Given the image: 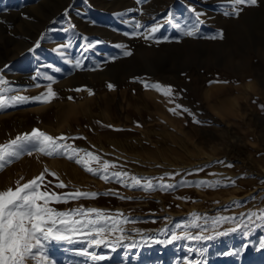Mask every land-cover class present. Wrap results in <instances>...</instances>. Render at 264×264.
Instances as JSON below:
<instances>
[{"label":"rangeland","instance_id":"374dc122","mask_svg":"<svg viewBox=\"0 0 264 264\" xmlns=\"http://www.w3.org/2000/svg\"><path fill=\"white\" fill-rule=\"evenodd\" d=\"M240 7L242 11L238 16H227L224 12L231 10L228 0H0V30L20 40V43L11 44L1 40L3 47L14 48V53H19L11 59L12 52L3 54L0 49V56H3L0 77L18 89V93L11 94L34 97L46 91L49 83L56 93L49 103L33 102L0 111V144L37 128L53 137H82L69 139L67 143L93 152L101 157V161L116 164L117 170L136 176L161 177L165 173H179L171 180L166 177L165 182L219 179L229 185L216 189L181 187L167 193L154 191L149 194L112 182L105 183L87 173L74 160L33 153L21 156L0 171V191L9 187L14 189L17 182L25 183L45 169L55 173V177L46 174V180L52 182L49 187L58 194L77 189L101 194L113 190L126 199L100 195L95 199L82 198L52 206L57 210L92 207L120 212L137 220L157 221L126 225L128 234L136 240L140 236L130 231L133 228L144 236L165 239L159 234L166 226L165 218L178 222L193 212L238 218L249 212L259 213L264 209V49L257 51L251 46L243 52L234 50L233 60L242 61L244 56L248 62L246 66L230 69L222 66L223 55L210 60L207 50L210 44L222 41L234 46L239 39L231 36V30L230 38L226 32L227 27L234 24L242 28L249 26L253 43L258 39L256 35H264L263 4L257 2L256 6ZM66 9L68 15H65ZM46 10L55 13L53 19L44 18ZM242 13L253 16H246L248 19L244 20ZM196 14L203 21L199 35L196 38L181 36L180 29L190 28ZM133 17L145 26L162 25L156 34L160 42L127 37L125 33L132 29L122 21ZM221 31L222 39L211 38ZM164 37L169 38L167 42ZM129 41L135 45L149 42L156 47L153 64L147 67ZM63 42L68 45L66 49L60 47ZM89 42L94 49L87 48ZM125 49L134 55L123 56ZM80 58L84 68L74 66ZM123 66L134 68L135 74L122 75L119 69ZM104 69L107 73L101 74ZM27 71L40 78L33 80L34 76L29 75L25 81L14 80ZM45 75L52 76L53 81L44 80ZM109 83L114 87L109 89ZM36 84L41 86L36 87ZM145 84H159L161 88L170 86L172 96H165L155 88H146ZM176 104L187 111L177 109L174 114L170 109ZM71 106L75 107L73 112ZM76 117H80L78 122L74 120ZM52 159L56 163L48 164ZM197 169L203 170L197 173ZM59 181L66 187L55 188ZM231 181L235 183L231 184ZM233 201L243 203L224 211V207ZM230 226L222 225L221 230ZM261 235H264V228L250 237L236 233L203 245L195 244L192 246L207 251L203 258L193 254L189 259H203L204 264H264V250L256 251L252 247ZM244 245L249 246L245 248ZM71 247L53 248L51 256L56 264H77L79 259L75 258ZM237 249H242L238 255H223ZM164 251L170 252L160 259V263L158 255L153 254ZM108 254L111 259L103 264H185L187 253L185 242L178 241L172 245H141L132 250L117 248L116 252ZM124 255L128 262L123 263Z\"/></svg>","mask_w":264,"mask_h":264},{"label":"snow or ice","instance_id":"6c2138e0","mask_svg":"<svg viewBox=\"0 0 264 264\" xmlns=\"http://www.w3.org/2000/svg\"><path fill=\"white\" fill-rule=\"evenodd\" d=\"M241 5L256 6L257 0H228V6L231 10L224 12V15L238 16L242 11ZM190 11L194 12V9H190ZM65 15H68L67 9ZM122 22L129 24L132 29V31L125 33L129 38H143L146 41L160 42L156 34L160 31L162 25L145 26L134 17L129 21ZM202 23L200 15L196 14L192 26L190 28L185 26L180 29V35L196 38L199 35ZM62 30L68 31L70 29ZM211 38L222 39V31ZM163 39L167 41L169 38L164 37ZM86 46L89 49L94 47L91 42ZM60 47L66 49L68 45H61ZM131 54V50L125 49L122 51L123 56H130ZM74 66L77 68L83 67V61L76 60ZM39 78L38 76L32 77L33 80ZM42 78L49 82L53 81V77L49 75ZM35 86L40 87L41 85L36 84ZM107 87L111 89L114 86L109 83ZM145 87L155 88L157 91L163 92L165 96H172L170 86L161 88L159 84H145ZM11 93H18V89L11 86L9 81L0 77V111L33 102L49 103L56 96L51 83L47 85L46 91L34 97ZM177 109H182V106L176 104L175 108L170 109V111L177 114ZM182 110L187 111V109ZM194 122L198 123V121ZM69 139H82V137L69 138L63 135L53 137L37 128H33L30 133L18 134L14 139L0 144V171L25 154L40 153L49 157L62 156L74 160L87 173L98 177L105 183L112 182L129 190H140L149 194L154 191L167 193L181 187L190 186L211 189L229 186L225 181L219 179L213 181L181 179L176 183L165 182L166 177L171 180L180 175L179 173H165L161 177L136 176L127 171L117 170L118 166L116 164L101 161V157L93 152L85 151L67 143ZM228 167H231V165H228ZM202 170L197 169L196 172ZM46 174L55 177V173H49L45 169L25 183L17 182L14 189L9 187L7 190L0 191V264H56L51 256V251L54 247L63 245L72 246L70 250L73 251L74 255L82 258L77 261V264H103V262L111 259L108 253L116 252L117 248L132 250L141 245H172L178 241L185 242L187 253L184 257L185 264H204L203 259H189V255L193 254L203 258L207 251L204 248H196L192 245H203L208 241L236 233L243 237H250L253 232L264 228V209H261L259 213L249 212L246 216L241 214L239 218L228 215H201L193 212L187 217L181 218L178 222L165 218L166 226L159 230V234L164 236L165 239L144 236L133 228L130 231L140 236V239L136 240L134 236L128 234L129 230L126 225L143 222L156 223L157 221L137 220L120 212L113 213L83 206L68 210H57L52 205L67 204L70 201H78L82 198L95 199L100 195L116 196L122 200L126 198L113 190L101 194L77 189L76 191L58 194L49 187L52 182L46 180ZM188 175H192V173H188ZM56 179L59 180L58 177ZM234 183L235 181H231V184ZM54 187L63 189L66 185L63 181H59ZM177 199L187 198L177 197ZM242 203L233 201L231 205L224 207V211H228L231 206L239 207ZM225 224L231 226L221 230V226ZM193 229L196 231H192ZM248 246L244 245L243 247ZM252 247L256 251L264 250V235H261L257 244L252 245ZM105 249L107 251H104ZM241 250L225 252L223 255L235 256Z\"/></svg>","mask_w":264,"mask_h":264},{"label":"bare ground","instance_id":"6f19581e","mask_svg":"<svg viewBox=\"0 0 264 264\" xmlns=\"http://www.w3.org/2000/svg\"><path fill=\"white\" fill-rule=\"evenodd\" d=\"M92 1V0H91ZM97 1V0H96ZM111 1V0H110ZM7 2V1H6ZM6 2H5V4H6ZM135 2V1H134ZM206 2V1H205ZM204 2V3H205ZM208 3H209V1H207ZM257 2H258V4H260V3H262L263 4V6H264V0H257ZM14 3V2H13ZM13 3L11 4V5H13ZM96 3V2H95ZM99 3V2H98ZM131 3V2H130ZM15 4V3H14ZM27 4H29V3H27ZM133 4H136V3H133ZM165 4V3H164ZM21 5V4H20ZM26 5V4H25ZM41 5V4H40ZM95 5V4H94ZM111 5V4H110ZM121 5V4H120ZM127 5V4H126ZM143 5V4H142ZM5 6V5H4ZM22 6V5H21ZM21 6H18V7H21ZM113 6V5H112ZM111 6V7H112ZM133 6V5H132ZM135 6V5H134ZM133 6V7H134ZM139 6V5H138ZM208 6V5H207ZM28 7V6H27ZM82 8H83V6H81ZM152 7V6H151ZM4 8V7H3ZM2 8V9H3ZM10 8V7H9ZM34 8V7H33ZM116 8V7H115ZM120 8V7H119ZM129 8V7H128ZM132 8V7H131ZM139 8V7H138ZM161 8V7H160ZM216 8V7H215ZM221 8V7H220ZM5 9H6V7H5ZM12 9V8H11ZM22 9V8H21ZM111 9V8H110ZM126 9V8H125ZM152 9V8H151ZM219 9V8H218ZM222 9V11H224L223 10V8H221ZM83 10V9H82ZM130 10V9H129ZM153 10V9H152ZM124 11V10H123ZM132 11V10H131ZM217 11V10H216ZM1 12H2V10H1ZM15 12V11H14ZM26 12H27V10H26ZM84 12H86V11H84ZM127 12V11H126ZM155 12H157V11H155ZM211 12V11H210ZM218 12H219V10H218ZM22 13V12H21ZM151 13V12H150ZM44 15V18L45 17H49L50 19H53L54 18V16H55V13L54 12H51V11H44V13H43ZM123 14V13H122ZM140 14V13H139ZM213 14V13H212ZM219 14H220V12H219ZM243 14V17L242 18H244V20L245 19H248V17H246V16H249V15H252V14H248V13H242ZM241 14V15H242ZM246 14H248V15H246ZM261 14H263V13H261ZM245 15V16H244ZM1 16H5V14H3V13H1ZM123 16V15H122ZM122 16H120V17H122ZM136 16V15H135ZM138 16H140V15H138ZM154 16V15H153ZM165 16V15H164ZM253 16V15H252ZM261 16V15H260ZM131 17V16H130ZM165 17H167V16H165ZM215 17V16H214ZM218 17V16H217ZM4 18H6V17H4ZM3 18V19H4ZM86 18V17H85ZM123 18V17H122ZM162 18V17H161ZM164 18V17H163ZM222 18V17H221ZM225 18V17H224ZM49 19V20H50ZM84 19V18H83ZM88 19V18H87ZM125 19V18H124ZM123 19V20H124ZM151 19V18H150ZM158 19V18H157ZM211 19V18H210ZM223 19V18H222ZM250 19V18H249ZM16 20V19H15ZM130 20V19H129ZM161 20V19H160ZM159 20V21H160ZM208 20V19H207ZM2 21V20H1ZM181 21V20H180ZM214 21V20H213ZM243 21V20H242ZM5 22V21H4ZM86 22V21H85ZM90 22V21H89ZM150 22V21H149ZM42 23H43V19H42ZM84 23V22H83ZM183 23V22H182ZM213 23V22H212ZM215 23V22H214ZM231 23V22H230ZM243 23V22H242ZM80 24H81V22H80ZM158 24V23H157ZM228 24V23H227ZM226 24V25H227ZM151 25H153V24H151ZM180 25V24H179ZM221 25V24H220ZM223 25V24H222ZM181 26V25H180ZM225 26V25H224ZM93 27V26H92ZM183 27V26H182ZM215 27V26H214ZM177 28V27H176ZM260 28H261V26H260ZM262 29V28H261ZM9 30V29H8ZM105 30V29H104ZM104 30H103V32H101V33H104ZM131 30V29H130ZM179 30V29H178ZM227 31V36L230 38V30H231V36L233 37H237V39H239V41H237L236 42V44L233 46V45H231L230 46V42H225V41H222V42H216L215 44H210L209 45V47L207 48V50H208V52L210 53L209 54V56H208V59H210V60H214V59H216V58H218L220 55H223V58H224V63H223V65L222 66H225L226 68H228V69H230V68H233V67H236V66H238V65H242V66H246L247 65V62H248V60L243 56V58H242V61H239V62H236L235 60H233V58L231 57V55H232V53H233V51L234 50H240L241 52H243V51H245L247 48H249V47H254L257 51H259V49H264V35H260V36H258L257 37V35H256V41L253 43L252 41H251V37H250V27L249 26H247V27H244V28H242V27H239L238 25H233L231 28H230V26H228L227 27V29H226ZM10 31V30H9ZM8 31V32H9ZM253 32H255V29L254 30H252ZM49 32H52V31H49ZM169 32V31H168ZM14 33V32H13ZM100 33V32H99ZM17 34V33H16ZM21 34V33H20ZM23 34V33H22ZM110 34V33H109ZM117 34V33H116ZM120 34V33H119ZM249 34V35H248ZM14 35V34H13ZM67 35V34H66ZM224 35V34H223ZM26 36H27V34H26ZM70 37H71V35H69ZM68 36V37H69ZM111 36V35H110ZM21 37V36H20ZM122 37V36H121ZM120 37V38H121ZM123 37H125V36H123ZM128 37V36H127ZM206 38V37H205ZM254 38H255V35H254ZM132 39V38H131ZM1 40H3L4 42H8V44H11V43H13V42H15V41H17L18 43H20V40H19V38H14L12 35L10 36L8 33H5L4 31H2V30H0V49H2V51H1V53L2 52H4L3 54H6V53H8V52H12L13 53V56L11 57V59H13V58H15L17 55H18V53L19 52H16V53H14L15 52V49L13 48H9V47H3L2 46V43H1ZM62 40V39H61ZM60 40V41H61ZM117 40V39H116ZM141 40V39H140ZM64 41V40H63ZM68 41H69V39H68ZM162 41H164V40H162ZM187 41V40H186ZM53 42V41H52ZM65 42V41H64ZM64 42H63V45H64ZM72 42V41H71ZM70 42V43H71ZM81 42V41H80ZM138 42V41H137ZM151 42V41H150ZM167 42V41H166ZM213 42V41H212ZM55 43H56V41H55ZM66 43V42H65ZM118 43V42H117ZM127 43V42H126ZM62 44V43H61ZM72 44V43H71ZM129 44L131 45V46H135V52H138V53H140V57H141V61H143V63L144 64H146L147 65V67L148 66H150L151 64H153L152 62L155 60V58L153 57L155 54H156V50H157V48L156 47H154V46H152L149 42L148 43H142V44H137V45H135V43L134 42H132V41H129ZM49 45H51V43L49 44ZM53 45V44H52ZM58 46H60V44L58 45ZM79 46V45H78ZM234 48H233V47ZM25 48V47H24ZM71 48V47H70ZM70 48H68V49H70ZM76 49V48H75ZM94 49V48H93ZM65 50V49H64ZM63 50V51H64ZM133 50V49H132ZM158 50H160V48H158ZM56 51V50H55ZM54 51V52H55ZM74 51V50H73ZM96 51V50H95ZM94 51V52H95ZM249 51V50H248ZM254 51V50H253ZM33 52V51H32ZM52 52V51H51ZM57 52V51H56ZM66 52V51H65ZM64 52V53H65ZM85 52V51H84ZM81 53V52H80ZM110 53V52H109ZM250 53V52H249ZM24 54V53H23ZM32 54V53H31ZM67 54H68V52H67ZM71 54V53H70ZM256 54V53H255ZM28 55H30V54H28ZM69 55V54H68ZM85 55V54H84ZM134 54H132V55H130V57H132ZM262 55V54H261ZM37 56V55H36ZM63 56V55H62ZM66 56V55H65ZM69 56H71V55H69ZM109 56V55H108ZM236 56V55H235ZM252 56V55H251ZM263 56H264V54H263ZM64 57V56H63ZM97 57V56H96ZM120 57V56H119ZM30 58V57H29ZM65 58V57H64ZM63 58V59H64ZM67 58V57H66ZM71 58V57H70ZM69 58V59H70ZM77 58V57H76ZM75 58V59H76ZM139 58V57H138ZM1 59H3V56H0V60ZM30 59H32V58H30ZM34 59V58H33ZM82 59H83V56H82ZM96 59V58H95ZM130 59V58H129ZM74 60V59H73ZM80 60H81V58H80ZM97 60V59H96ZM102 59H100V61H101ZM104 60V59H103ZM110 60V59H109ZM112 60V59H111ZM116 60V59H115ZM114 60V61H115ZM117 60H118V58H117ZM116 60V61H117ZM123 59H122V57L121 58H119V61L121 62ZM35 61V60H34ZM65 61V60H64ZM132 61V60H131ZM28 62V61H27ZM27 62H25L24 61V63L25 64H28ZM73 62V61H72ZM71 62V63H72ZM89 62V61H88ZM105 62V61H104ZM75 63V62H74ZM90 63V62H89ZM96 63V62H95ZM103 63V62H102ZM32 64V63H31ZM86 64H87V62H86ZM92 65V64H91ZM37 66V65H36ZM103 66V65H102ZM209 66V65H208ZM26 67V66H25ZM32 67H34V66H32ZM71 67V66H70ZM74 67V66H73ZM86 67V66H85ZM91 67V66H90ZM99 67V66H98ZM119 67V66H118ZM38 68V67H37ZM36 68V69H37ZM75 68V67H74ZM84 68V67H83ZM89 68V67H88ZM92 68H94V67H92ZM96 68V67H95ZM101 68V67H100ZM26 69H27V67H26ZM35 69V68H34ZM86 69V68H85ZM91 69V68H90ZM98 69V68H97ZM250 69V68H249ZM38 70V69H37ZM120 72H121V74L122 75H128V74H132V73H134L135 71H134V68H130V67H128V66H123V67H121L120 69ZM29 71V70H28ZM27 71V72H28ZM34 71V70H33ZM71 71V70H70ZM22 72V71H21ZM26 72V71H25ZM82 72V71H81ZM22 73H24V72H22ZM77 73H78V71H77ZM83 73V72H82ZM89 73V72H88ZM94 73H96V72H94ZM101 74H106L107 73V71H106V69H104V70H102L101 72H100ZM17 74V73H16ZM135 74V73H134ZM20 75V74H19ZM29 75H31V76H35L32 72H28V73H26V74H24V75H21V76H18V77H15L14 78V80H17V81H25L27 78H28V76ZM82 75V74H81ZM84 75V74H83ZM74 76V75H73ZM76 77V76H75ZM88 77H91V76H88ZM104 77V76H103ZM102 79V78H101ZM100 79V80H101ZM119 79H121V78H119ZM71 80V79H70ZM93 80V79H92ZM96 80V79H95ZM28 81V80H27ZM105 81H106V79H105ZM115 82V81H114ZM76 83V82H75ZM73 85V84H72ZM104 85V84H103ZM216 89V88H215ZM122 93V92H121ZM147 93V92H146ZM153 93V92H152ZM149 94V93H148ZM151 94V93H150ZM103 95V94H102ZM145 95V94H144ZM204 95V94H203ZM206 95V94H205ZM104 96V95H103ZM107 96V95H106ZM105 96V97H106ZM129 96V95H128ZM107 98V97H106ZM124 98V97H123ZM140 99V98H139ZM218 99V98H217ZM221 99H223V98H221ZM106 100V99H105ZM219 100V99H218ZM102 101V100H101ZM222 101V100H221ZM105 102V101H104ZM128 102V101H127ZM103 103V102H102ZM128 104V103H127ZM108 106V105H107ZM136 107V106H135ZM135 107H133V108H135ZM71 108V111L73 112V110L75 109V107L74 106H71L70 107ZM70 111V112H71ZM137 113V112H136ZM129 114H132V113H129ZM133 117V116H132ZM80 118V117H79ZM79 118H75L74 120L76 121V122H78L80 119ZM137 118V117H136ZM130 119V118H129ZM135 119V118H134ZM82 121V120H81ZM56 160H50L49 162H48V164H55L56 162H55ZM46 165V164H45ZM48 166V165H47ZM54 166V165H53ZM33 168V167H32ZM160 251V250H159ZM170 251H164V252H158V253H154L153 255H158V259H159V261L158 262H162V261H160V259L166 254V253H169ZM137 252H135V254H136ZM73 254V253H72ZM128 255V254H127ZM137 255V254H136ZM72 256V255H71ZM74 256V255H73ZM136 256H133L132 258H135ZM139 257V256H138ZM168 257V256H167ZM75 258H78L79 260H81L82 258H80V257H77V256H75ZM128 257L127 256H125L124 255V261H123V263L124 262H128V259H127ZM157 259V260H158ZM130 261H132V260H129V262Z\"/></svg>","mask_w":264,"mask_h":264}]
</instances>
